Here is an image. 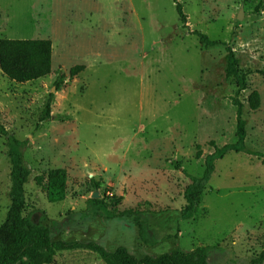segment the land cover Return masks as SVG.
Returning <instances> with one entry per match:
<instances>
[{
    "label": "rangeland",
    "instance_id": "374dc122",
    "mask_svg": "<svg viewBox=\"0 0 264 264\" xmlns=\"http://www.w3.org/2000/svg\"><path fill=\"white\" fill-rule=\"evenodd\" d=\"M179 1L186 28L173 0H0V41L53 44L43 79L17 83L0 70V123L28 141L27 213H44L53 241L125 247L138 259L209 246L210 264H250L264 250V0ZM197 31L240 59L246 146L263 157L231 152L218 160L198 212L184 219L188 175H203L212 141H237L238 86L226 77L225 47L201 46ZM49 101L51 119L41 122ZM58 168L68 173L67 195L52 204L44 187ZM10 174L0 137V226ZM95 193L107 208L91 202ZM114 210L139 214L112 218ZM52 264L105 263L77 250L57 253Z\"/></svg>",
    "mask_w": 264,
    "mask_h": 264
},
{
    "label": "trees",
    "instance_id": "16d2710c",
    "mask_svg": "<svg viewBox=\"0 0 264 264\" xmlns=\"http://www.w3.org/2000/svg\"><path fill=\"white\" fill-rule=\"evenodd\" d=\"M179 19L184 28L187 24V16L183 5L179 0H173ZM199 39L201 46L213 48L224 46L226 50V77L234 78L238 89L233 98L236 107L237 141L219 147L215 142L210 145L214 153L206 156L205 170L201 177L188 175L191 183L185 190L186 204L181 211L184 219L193 217L198 212L202 197L207 190L211 176L215 172L216 162L223 159L228 153H253L246 146L247 122L244 119V104L239 100V94L247 89V75L239 71L240 59L236 52L226 43L210 39L206 34L193 32ZM53 44L50 40H10L0 41V70L11 81L27 83L37 81L52 73ZM85 70V66H75L70 71V76L75 77ZM63 84V76L57 80L56 87L59 89ZM249 106L256 111L261 106V96L254 91L249 97ZM52 103H47L46 109L41 116V122L51 119ZM0 137L4 138L8 147V155L11 164V205L6 219L0 226V264H52L57 253L88 250L96 253L105 264H210L209 258L213 247H198L192 251L177 250L174 253L163 254L157 258H136L127 248L119 247L113 252L107 251L96 243H83L79 241L68 242L64 240L53 241L51 229L43 224V214L39 210L27 213L25 187L31 177V170L25 164L24 151L28 141H22L11 134L0 123ZM200 157V154H198ZM68 173L65 169L50 170L47 174V184L44 190L47 200L52 203H60L66 199ZM122 198L114 199L118 204ZM91 202L98 207L107 208L109 205L104 199H92ZM139 214L138 210H125L116 212L112 218H122ZM250 264H264V250Z\"/></svg>",
    "mask_w": 264,
    "mask_h": 264
},
{
    "label": "water",
    "instance_id": "95a60500",
    "mask_svg": "<svg viewBox=\"0 0 264 264\" xmlns=\"http://www.w3.org/2000/svg\"><path fill=\"white\" fill-rule=\"evenodd\" d=\"M243 16H244V13H243V11H241L239 16H238V19L241 20L243 18ZM99 197H100V195L98 193H95L93 195V199H99Z\"/></svg>",
    "mask_w": 264,
    "mask_h": 264
}]
</instances>
